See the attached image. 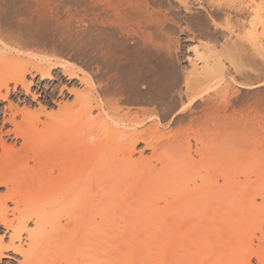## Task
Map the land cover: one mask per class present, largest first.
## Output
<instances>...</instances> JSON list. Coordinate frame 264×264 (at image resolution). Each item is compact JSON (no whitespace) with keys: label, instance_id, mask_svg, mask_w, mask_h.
Listing matches in <instances>:
<instances>
[{"label":"bare ground","instance_id":"obj_1","mask_svg":"<svg viewBox=\"0 0 264 264\" xmlns=\"http://www.w3.org/2000/svg\"><path fill=\"white\" fill-rule=\"evenodd\" d=\"M187 1L0 0V100L11 84L28 91V74L43 79L58 68L85 85L44 122L24 111L11 130L23 142L19 149L0 140V223L11 232L9 243L0 239V262L12 251L23 264H42L39 248L93 235L103 239L102 253L60 246L59 264H197L198 257V264H264V46L257 39L258 27L264 36V4L204 0L205 15L232 17L231 39L226 58L205 46L203 67L183 79L184 90L171 31ZM251 8L246 33L245 21L238 23L243 31L233 18ZM56 25L62 42L55 43L59 33L54 43L69 50L58 52H72L82 67L37 53L46 43L55 47ZM132 52L152 57L126 76ZM94 112L110 135L92 147L80 122ZM34 120L41 126H31ZM184 122L191 136L181 134ZM235 140L262 142V151L243 152L232 147ZM140 144L150 156L135 159ZM22 201L28 212L8 219L7 203L18 211Z\"/></svg>","mask_w":264,"mask_h":264},{"label":"rangeland","instance_id":"obj_2","mask_svg":"<svg viewBox=\"0 0 264 264\" xmlns=\"http://www.w3.org/2000/svg\"><path fill=\"white\" fill-rule=\"evenodd\" d=\"M200 1L199 0H190V1L188 0L187 1V3H188L187 6L189 7L190 10H188V7L182 8L183 7L182 6V7H180V10H178L176 8L178 10V12H177V10L174 8L176 10L175 11L176 15L178 14V16H179V18L176 17L175 20H177V21H178V19H180V20L178 21V24L175 22L176 25H178L177 26L178 28L177 27H176V29L174 28L175 31L172 30L171 32H173V33L176 32V34H177V35L174 34L175 36H177V41H178V43L176 44V46H177V49H176L177 62H176V65H175V71H176L177 77H179L181 79V83H183L182 86H181V84L179 86L180 88L182 87V89L184 88L183 85L185 86L184 80L186 78H188V76L191 77L193 75V73H195L194 70L196 71V69H197L198 70L197 72H199V70H201V67H203L202 64H201L202 60H203L201 56H202V54L204 55V53H206V47L207 46H210L212 44V46L214 45V46H216L215 48L220 50V51L216 50L217 52H220V53L222 52L223 53V51H224V53L222 54L223 57L227 56V55H225L226 51L228 50V49H226V47H227L226 44H228L227 40H229V38H230L227 26L229 24L228 21L230 19H232V17L229 19L227 14L218 13L215 16L211 15V17H212L211 18L210 16L205 15V12H204L203 8H200L201 6L204 5V0H200ZM243 1L244 2H249V1H252V0H248V1L247 0H243ZM253 1L258 3V4L259 3L264 4V0H253ZM196 9H199V10L197 11ZM199 11L202 12V14L203 13L204 14L203 15L201 14L200 16H198V18H196L197 20L196 19H192L193 15H195L196 12H199ZM244 12L245 13H243L242 15H239L237 18H233L235 20L237 19L236 21H239L237 23H235V22L234 23L236 24L235 25L236 28L237 27L242 28L243 31H244V28H246L247 31L245 29L244 32L250 33L251 30H250V26H248V24L250 25V21L252 20L251 18H252V16H254V14L252 12V8L251 9H246V11H244ZM262 13H264V8L262 10ZM185 16H187V17H185ZM189 16L191 17L190 19L188 18ZM180 17H182V18H180ZM199 18L200 19L202 18V19L200 20ZM185 19L188 20L187 22H189V20H190V23H187L185 21ZM239 19H241V20H239ZM193 20H196V21H193ZM242 21L243 22L245 21V22H244V24L241 25L240 23H243ZM195 22H199L200 24L203 23L206 28L204 26L197 25L198 23H195ZM238 23L241 26H244V25H246V26H244V28H243ZM199 26L202 28V30H204V28H205V33L204 32L200 33V32H202V30H201V28ZM59 27L63 28L62 25H60V26L56 25L54 27L55 30H54V35L52 36V41H53V39H55V35H57L56 37H58L60 32H58L56 29H58ZM60 28L58 30H60ZM196 29H198V30L196 31ZM199 30H200V32H198ZM56 31L58 33H56ZM196 33L200 34V35L198 36V35H196ZM201 34H203V35L201 36ZM204 34H205L206 37L204 36ZM257 34H258V37H259L257 39L260 40V41H258V43L260 45L264 46V43H262V42H264V38H263L264 36H262V34H261L260 27H258V33ZM213 35L215 36V38H214ZM61 38L62 37H61V33H60V37H58V40L56 39L55 40L56 42L53 41V43L55 42L58 45L57 41H59V42L61 41L62 42V40H59ZM261 40H262V42H261ZM49 44L50 43H48V44L46 43V44H44L45 46L44 45H42V47L40 46V49L38 48L39 51L37 53H39V55L43 56L44 58H48V57L50 59L57 58V59H54V60H60L61 62H65V63L77 64L78 67L79 66L82 67V64L78 61V60H80L79 57L77 58L78 60L75 61L73 59L74 57L71 54L72 52H70L71 56L68 55L69 54V52H67V51H69V50H67L68 48L65 49L66 47H64V49L67 50L66 51V53H67L66 55L64 53L65 51H61L64 54L59 53L60 50H64L62 47H60V46H62L63 43H61V44L59 43V46H57L56 44L55 45L51 44L52 46H55L56 48H58V47L60 48V49L58 48L59 50H57V53L54 52V51H56L55 47L51 49L53 51H51L50 48H48ZM202 44H204V45H202ZM205 44H207V45H205ZM46 45H48V46H46ZM225 45H226V47H225ZM43 46L45 47L47 52L41 51L42 49H44ZM202 51H204V53ZM201 52H202V54H201ZM199 55H201V56H199ZM148 57H152V56H150V54L144 55V53L143 54H139V53H136V52H132L130 54L131 61H130L129 65L127 66L126 70H125L126 76H132L136 72L138 66L140 68L146 69ZM223 57H222V59L224 60L226 57L225 58H223ZM71 58H72V60H70ZM199 58H201V60ZM226 60H224V62H225L224 64H226V63L228 64V61H226ZM8 63H10V67H8V68H11V67H13L15 65V62L13 60H11V59L8 61ZM227 64L225 65V68H227L226 67V66H228ZM77 65H75V66H77ZM7 66H9V65H7ZM193 68H195V69H193ZM35 74L36 73H34L33 75H29L28 74L26 76V82L28 84V89H29L28 91L26 89H24L20 85L17 86L16 89H15L14 85L11 84L10 93L7 95L6 100H0L1 101L0 102V140L4 141L8 146L14 147L15 149H19L23 142L19 138H16L12 131L14 130L15 123L16 122L17 123L21 122L22 117H23L22 113L24 111L25 112L29 111L34 116H36V119L40 118V120L44 122L45 119H46V116L48 114H51V113H56L58 111L60 105L63 106L66 103L67 104L68 103L69 104H73V102H75V98H76L77 94L80 91L84 90L83 87L85 85H84V82L82 81L81 78H70V77H67L66 75H64L62 73V70L59 69V68L55 69V70H52V74L48 78H43L42 79L39 74H36V75ZM31 76H33V77H31ZM166 86L167 85L164 84V87H166ZM179 89L176 90V91L177 92H179V91L182 92V90H179ZM184 90H185V88H184ZM177 92H176V95L174 93L175 96H177V97L180 96V95L182 97L184 96L183 93L177 94ZM3 94H5L4 90H3ZM36 114L39 115V117ZM93 114L94 115H92L91 117L82 118L81 119L82 122H80L81 129L83 130V133L86 132V134H87V135L85 134V136L88 138V140H86L87 141L86 143H88L92 147L97 142H101L103 140H107L109 135H110V131H108V127L104 126L105 124L103 125V127L102 126L101 127L97 126V124H96L97 113L94 112ZM12 120H14L15 122H12ZM34 123H36V124H34ZM34 123L32 122L31 126H33V127L38 126V125L41 126L40 123H37V121H35ZM187 123L188 122H184V124H182L184 126H182V128H181L182 129L181 134L182 135L184 134V136H185V134L186 135L190 134V136H191L192 131L189 130V127H187V125H186ZM104 127H106L107 129L104 128ZM177 128L180 129L179 127H174V128H171V129H177ZM183 129L185 131L187 130L186 133L185 132L182 133L184 131ZM235 142H237V141L235 140V141L232 142L233 143L232 147H237L239 149H242L243 152H261L262 148H263V143L262 142H259L257 144H251V145H247V142L245 143L244 140L243 141L240 140L241 143L237 142L235 144ZM191 144H192V150H195L194 149L195 148V146H194L195 143H194L193 140H191ZM136 149L137 150H135V152L133 153V157L135 159L140 157L141 153L145 157L150 156V150L145 149L144 144L138 145L136 147ZM0 150H1V146H0ZM29 165L33 166L34 162L32 160H30L29 161ZM2 167H4V166H0V169H3ZM12 167H13V169L14 168L17 169V167H18L17 163L14 162ZM5 194H6V188L5 187L0 188V196H3ZM257 202L261 203L262 200L261 199H257ZM7 204H8V208H7L6 217L8 216L9 217V218L7 217L8 219H12L14 217V215L18 216L20 213H26L29 210V206H28V204L25 203V201L24 202L22 201L20 203L21 206L19 207L18 211L14 210V205L11 202H8ZM15 212H17V213H15ZM28 227H29V229H33L34 228L33 223H31V222L28 223ZM10 235H11V232L7 233V231L4 229V227L0 223V239L3 242L5 241L6 243H9V236ZM102 240L103 239L100 236H93V235L92 236L91 235L88 236V235H86V236H82L79 239L66 240V241H64L63 243H60V244L56 243V247L59 248L60 246H62L61 248L63 250L77 249V248L84 247L86 250H88L90 252H101V251L103 252V250H104L103 249L104 242ZM23 242L25 243V239H23ZM254 244L257 245L258 241H254ZM57 248H52V249L50 248L51 250L49 251V249H48L47 252L44 251L43 247L39 248L37 250V252H36V256L37 257H39V256L42 257V261H40V263H42V264L46 263L47 264V262H49L48 264H55L54 262L50 261L49 259H54L57 256V254H58ZM261 252H262V250H261ZM39 253H40V255H39ZM6 255H7V257L4 258L2 260V262H0V264H23V258H22V256L20 254H17V253H14V252L10 251ZM55 259H54V261H56V264H59L58 259H56V260ZM200 259L202 260L201 257L197 258V264L200 262ZM43 261H45V263H43ZM35 262L36 261H35V258H34L32 263L35 264ZM36 264H38V263L36 262ZM95 264H102V261L100 259H97ZM251 264H258V262H257V260L255 258H253L252 261H251Z\"/></svg>","mask_w":264,"mask_h":264}]
</instances>
